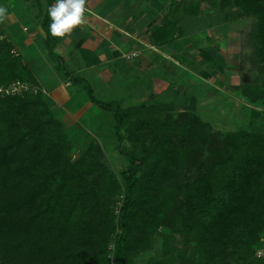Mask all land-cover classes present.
Returning <instances> with one entry per match:
<instances>
[{"label":"trees","instance_id":"16d2710c","mask_svg":"<svg viewBox=\"0 0 264 264\" xmlns=\"http://www.w3.org/2000/svg\"><path fill=\"white\" fill-rule=\"evenodd\" d=\"M47 1V8L54 4ZM172 1L167 21L152 32L155 41L172 42L181 31L171 16L182 2ZM231 6L256 17L264 63V0L190 1L185 12L200 15ZM49 23L47 15L49 57L75 84L83 82L92 102L112 112L118 147L130 166L122 171L123 186L99 160V145L91 143L72 159L64 123L0 26V83L32 85L14 95L0 94V264H111V241L113 260L134 264L133 256L150 247L168 216L173 225L181 223L180 229L195 234L197 257H183L185 264H264L256 255L264 234V134L240 130L208 149L197 134L210 135L194 129L200 120L193 113L180 119L169 115L160 133L152 117H141L149 110L146 104L123 108L119 101L99 100L86 79L71 76L55 50L60 38L51 37ZM124 139L141 143L146 155L124 148ZM121 194L115 214L114 198Z\"/></svg>","mask_w":264,"mask_h":264},{"label":"rangeland","instance_id":"374dc122","mask_svg":"<svg viewBox=\"0 0 264 264\" xmlns=\"http://www.w3.org/2000/svg\"><path fill=\"white\" fill-rule=\"evenodd\" d=\"M174 1L177 0L172 2ZM178 1L182 3L176 9L175 15L171 17L184 21L182 22L185 30L184 37L178 44L179 46L182 44L184 49L181 60L186 69L175 67L173 75L168 73L171 76L169 84L160 89L154 86L138 85L137 92L133 93L131 85L123 90L120 86L117 88L118 85L115 87L108 85L110 91L103 93V88L94 85L95 97L102 101L117 99L111 101H119L123 108L146 104L149 110L144 111L141 117L144 119L152 117L157 124L154 128L160 130V133L162 129H159V126L168 121L169 115L174 119H180L181 114L193 113L199 116L200 120L194 122V129H202L204 135L208 133L210 136L213 135L210 139L208 135V138H205L196 133L198 138L203 139L208 149L211 143L214 145V141L218 145L223 142L225 136L240 130L264 134V63L259 58V43L255 35L256 17L242 15L240 9L235 6L226 9L211 8V11L200 15L188 14L189 12H185L188 3L202 0ZM203 4L211 7L207 1ZM170 7L171 4L167 8L168 13ZM192 45H195L193 52L188 48ZM208 46H211L214 52L210 50L211 55L208 52ZM194 52L200 55L201 61L196 60ZM166 69L167 71L172 69V65L168 64ZM80 75L83 76V74ZM85 75L87 78L88 73ZM87 79L92 84L95 83L94 79ZM76 88L79 93L74 99V106L76 110L86 115L84 118H77L78 122L76 117L70 118L69 124L72 126L69 127V131L65 128L71 141L69 154L72 159H75L83 154L91 143L99 145L101 150L98 155L99 160L117 174L124 186L122 171L130 166V160L118 147L113 114L92 102L83 85H77ZM43 92L49 102L47 93L45 90ZM131 118H134L133 114ZM83 120L84 124L81 123ZM76 123L81 128L76 127ZM90 124L95 125L97 132L102 131L101 137L97 136V138L90 134V129L86 127ZM172 127L173 125H170L165 128L169 130ZM123 134L128 135L125 130ZM174 135L177 134L174 133ZM122 146L135 150L141 156L146 155L142 151L141 143L134 145L124 139ZM199 159L204 161L203 158ZM187 160L190 163L194 161ZM209 160L208 164L211 163ZM193 171L187 175H192ZM123 198L124 194L114 198L112 208L115 214H118ZM165 223L153 234L150 247L142 248L136 256H133L134 264H185L183 257L186 259L197 257L193 231L186 228L180 229L182 224L178 222L173 225L174 222L170 216ZM262 237L256 255L263 258L264 234ZM108 253L114 258V241L110 242ZM113 261L117 264L116 260ZM232 264H242V260Z\"/></svg>","mask_w":264,"mask_h":264},{"label":"crops","instance_id":"0c3cea01","mask_svg":"<svg viewBox=\"0 0 264 264\" xmlns=\"http://www.w3.org/2000/svg\"><path fill=\"white\" fill-rule=\"evenodd\" d=\"M171 1L87 0L86 25L60 38L55 50L64 60L71 76L84 77L87 81V78L95 80L93 84L88 81L94 92V85L103 88V93L110 91L108 85H118L117 88L120 86L122 90L131 85L133 93L137 92L138 85L158 89L166 87L171 79L168 73L173 75L177 66L185 68L181 60L184 49L182 44H178L185 33L183 19L177 23L181 31L175 32L172 42L155 41L152 33L157 26L167 21V8ZM0 6L8 9L7 20L0 24L4 36L14 43L16 53L22 54L30 64L40 86L49 97L54 114L60 116L58 118L69 131L72 126L69 124L70 118L76 117L78 122L77 118L86 115L74 106V99L79 93L76 87L84 84L82 81L75 84L70 76L65 75L59 62L49 57L46 48L47 32L43 27L48 1L0 0ZM194 46L188 48L195 51ZM210 50L211 46H208L211 55L213 51ZM194 53L196 60L201 61L200 55ZM168 64L172 65V69L167 71ZM85 73H88L87 78ZM81 123L84 124V120ZM86 127L94 137L103 134L102 131L97 132L95 125Z\"/></svg>","mask_w":264,"mask_h":264},{"label":"clouds","instance_id":"9594fccd","mask_svg":"<svg viewBox=\"0 0 264 264\" xmlns=\"http://www.w3.org/2000/svg\"><path fill=\"white\" fill-rule=\"evenodd\" d=\"M87 0H55L47 10L48 32L53 38H65L73 29L86 25ZM8 18V9L0 6V24Z\"/></svg>","mask_w":264,"mask_h":264},{"label":"built area","instance_id":"2783aa9c","mask_svg":"<svg viewBox=\"0 0 264 264\" xmlns=\"http://www.w3.org/2000/svg\"><path fill=\"white\" fill-rule=\"evenodd\" d=\"M32 85L25 81L16 80L9 85L0 83V94L14 95L23 91L30 90ZM111 264H114L113 258L111 257Z\"/></svg>","mask_w":264,"mask_h":264}]
</instances>
